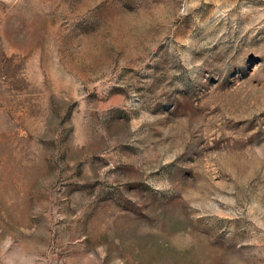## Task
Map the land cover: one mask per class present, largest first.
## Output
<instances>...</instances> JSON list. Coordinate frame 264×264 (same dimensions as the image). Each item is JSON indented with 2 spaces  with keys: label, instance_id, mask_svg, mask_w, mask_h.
Returning a JSON list of instances; mask_svg holds the SVG:
<instances>
[{
  "label": "rangeland",
  "instance_id": "rangeland-1",
  "mask_svg": "<svg viewBox=\"0 0 264 264\" xmlns=\"http://www.w3.org/2000/svg\"><path fill=\"white\" fill-rule=\"evenodd\" d=\"M0 264H264V0H0Z\"/></svg>",
  "mask_w": 264,
  "mask_h": 264
}]
</instances>
